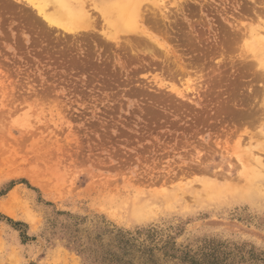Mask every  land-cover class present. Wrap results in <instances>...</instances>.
Here are the masks:
<instances>
[{"label": "rangeland", "instance_id": "rangeland-1", "mask_svg": "<svg viewBox=\"0 0 264 264\" xmlns=\"http://www.w3.org/2000/svg\"><path fill=\"white\" fill-rule=\"evenodd\" d=\"M47 1L0 0V264H264V0Z\"/></svg>", "mask_w": 264, "mask_h": 264}, {"label": "bare ground", "instance_id": "bare-ground-1", "mask_svg": "<svg viewBox=\"0 0 264 264\" xmlns=\"http://www.w3.org/2000/svg\"><path fill=\"white\" fill-rule=\"evenodd\" d=\"M152 1H155V0H152ZM47 2L48 1L46 0V3ZM55 2L58 4V6H56L58 8L54 9V11L56 12V14L54 13L55 16H50L52 13L50 12V14H49L48 10L45 9V6L42 7L43 6L42 5V6L38 7L36 5L37 11L40 13L41 16L44 17V20L49 22L51 25H54L55 28H57V29L66 28L70 31H74L75 29L83 28L87 22L88 23L90 22L91 19H90L89 12L85 11L86 5L81 6L82 10H80V9L77 10L75 8H70V6L66 2V0H55ZM100 2L101 3L98 5V6H100V8H99L100 13L102 14V17L106 21L107 25H109L110 29L111 28L114 29L115 34L119 33V32H126V33L132 32L133 33V32H138L139 30H141L140 22H141L142 17L144 16L143 15L144 13L142 10L145 9L143 7L147 6V5H149V6L151 5V4H147V5H144L142 7V3L144 2L143 0H100ZM157 2H159V1H157ZM95 3L96 2L94 1V4ZM47 4H49V2ZM39 5H41V4H39ZM90 5H91V3H90ZM91 6H93V5H91ZM150 7H151V9H149V8L148 9L152 10L153 6L151 5ZM63 18L66 19V21L68 23L67 25H71V27H66L65 22L58 20V19H63ZM142 21H143V19H142ZM91 23H92V21H91ZM93 24H94V22H93ZM261 29H263V28H261ZM261 33H263V32H261ZM257 34H258V32H257ZM257 34H255L256 35L255 37L257 38V36H258V38H257V41H255V39H254V41H255L254 43H255V46L257 44V47L260 49L259 52H262V57L264 58V37L263 36L261 37L259 34L258 35ZM111 35H113V34L111 33L110 36ZM252 45H251V49L253 50ZM254 50H258V49L254 48ZM261 65L264 69V63L263 62ZM260 74H264V72H261ZM262 106L264 107V103ZM14 172H16V171H14ZM19 173H20V171H19ZM143 206H145V205H143ZM2 210L5 211L9 215H13V214H11L12 212L10 211V209L5 207V205H2ZM138 210L143 211L142 208H136L135 209V211H138Z\"/></svg>", "mask_w": 264, "mask_h": 264}]
</instances>
